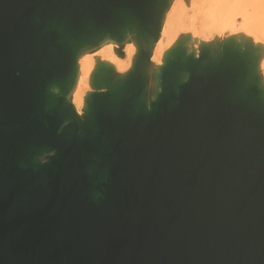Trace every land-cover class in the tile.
Listing matches in <instances>:
<instances>
[{"label":"water","instance_id":"obj_1","mask_svg":"<svg viewBox=\"0 0 264 264\" xmlns=\"http://www.w3.org/2000/svg\"><path fill=\"white\" fill-rule=\"evenodd\" d=\"M159 1L0 0V264H264L251 53L182 51L155 101L139 74L92 94L84 125L49 93L99 37L156 29Z\"/></svg>","mask_w":264,"mask_h":264},{"label":"bare ground","instance_id":"obj_2","mask_svg":"<svg viewBox=\"0 0 264 264\" xmlns=\"http://www.w3.org/2000/svg\"><path fill=\"white\" fill-rule=\"evenodd\" d=\"M239 2L244 3L243 9L236 8ZM157 8V23L162 8L171 11L169 29L159 31L158 24L151 31L128 26L120 40L109 34L99 37L96 45L84 46L75 58L69 93L64 95L53 85L49 90L51 97L62 98L65 106L80 112L78 119L82 120L92 94L106 92L109 87L141 74L146 98L155 101L166 63L182 51L185 57L193 54L197 58L199 46L208 44L201 40L204 29L205 37L215 34L216 43L239 51L244 47L243 39H247L245 47L253 50L258 61L264 60V0H162ZM46 155L50 154L40 155L38 161L42 163L40 158Z\"/></svg>","mask_w":264,"mask_h":264},{"label":"rangeland","instance_id":"obj_3","mask_svg":"<svg viewBox=\"0 0 264 264\" xmlns=\"http://www.w3.org/2000/svg\"><path fill=\"white\" fill-rule=\"evenodd\" d=\"M236 8L237 9H243L244 3L243 2L236 3ZM162 10H163L162 13L159 15V23H158V27H157L159 31L167 30L171 27V22L169 21L171 11L169 9L167 11V10H165V8H162ZM238 21L241 22L240 19H238ZM132 26L134 27L135 25H129V27H132ZM200 35H201V40L207 41L208 44H203V45L199 46L197 58H200L202 56V54H204V51H207L208 53L206 54V59L209 61H214L215 59H217L220 56L222 47L225 44L223 45V44L216 43V39H215L216 35L215 34L208 35L205 37V35H207V32L205 29L200 33ZM223 35H224V37H227L228 33L225 32ZM246 40L247 39H243L242 44L244 45V47H242L240 49V51L251 53V59H252V63L254 66V77H255V80L257 81L258 87L260 88L261 92L264 95V67H263L264 60L258 61L257 56L254 54L253 50L249 49V46L245 47L246 46L245 45ZM192 56H193V54H192ZM146 101H148L149 103L151 102L147 98H146ZM72 110L74 111L77 118L81 117L80 112H78L76 109H72ZM86 118H87V113L84 116V118L82 120H80L82 125H84L86 123ZM46 156H48V155H46ZM45 159H47V157H45ZM40 161L44 162V158H40Z\"/></svg>","mask_w":264,"mask_h":264}]
</instances>
